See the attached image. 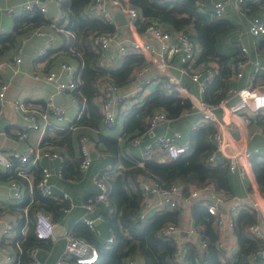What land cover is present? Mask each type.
<instances>
[{
	"label": "trees",
	"instance_id": "obj_1",
	"mask_svg": "<svg viewBox=\"0 0 264 264\" xmlns=\"http://www.w3.org/2000/svg\"><path fill=\"white\" fill-rule=\"evenodd\" d=\"M90 1L61 0L62 9L69 18L65 29L71 33V42L64 47L65 53L74 55L80 62H84V67L80 68L77 75L78 87L72 93L81 103L86 99V108L82 117L76 120L70 129L54 128L48 131L41 144V147L46 149L50 146L56 151L57 147L65 149L66 153L62 152L65 161L61 177L70 181L80 179L84 173L81 169L82 154L76 151L78 142L80 141L81 146V137L84 135L91 138L88 132L78 129L88 127L98 130L100 125L105 126L99 102L103 94L100 89L102 79L109 77L119 88L125 87L136 79V72L149 65L146 57L133 47L128 49L121 65L111 68L98 65L100 54L90 46L91 35L96 31L114 32L116 28L103 19L82 15V9ZM208 1L130 0L131 4L140 8L146 22L155 18L168 30H182L200 43L201 53L195 67L207 65L211 61L218 63L219 72L203 94L205 101L218 104L228 95L230 88L245 86L243 78L236 80L233 77L232 64L234 61L247 60L248 56L238 44L241 25L225 16H217ZM240 9L248 17L264 21V0H246L240 5ZM50 23L39 10L19 15L13 29L0 36V59L18 48L24 37ZM257 38L258 50L264 52V34ZM254 82L255 86L264 85V71L257 73ZM129 99L134 103L121 115L127 117L124 139L130 144L144 132H149L148 119L158 110L165 111L168 117L174 120L179 119L185 112L198 113L190 98L178 89L167 88V79L164 76L150 94L142 98L136 96ZM40 104L41 109L47 110L45 103ZM253 122L264 128V108ZM216 131L217 128L213 124H200L189 133L190 149L186 154L178 158H166L165 161L143 160V164L123 156L118 138L103 133L98 135L96 145L98 144L100 151L110 153L111 162L113 164L121 162L123 168L115 167L108 172L110 190L107 201L97 203L101 224H94L92 228L82 221L73 229L75 234L98 248L99 261L93 264H127L129 259L137 255H142L146 264H264L263 258L254 257L255 253L264 247V241L250 230L252 225L260 222L259 213L251 205H244L239 211L235 231L240 248L231 258L217 248L215 244L217 234L213 225L215 217L203 203L190 202L195 225L202 227V239L207 240L208 245L203 248L190 246L183 260L176 258L174 242L160 233L166 225L180 222L183 208L181 206L164 208L141 218L144 195L137 186L139 176L157 179L164 188L173 183H181L188 200L192 184L204 187L209 182L214 183L215 190L225 196H235L228 163L224 161L214 165L209 161V157L216 150L214 139ZM101 144H104V147H101ZM252 168L259 190L264 194V155L258 153L252 158ZM105 171L106 169L98 173ZM42 174L43 167L40 163L28 170L26 175L30 177L33 187L31 195L30 182L27 178L21 177L15 170L4 172L0 169V178L17 180L25 188V198L14 206L19 213L17 222L19 237L5 243L15 250L18 264H31L33 249H37L38 257L40 250L44 252L54 250L51 240L36 236L33 220L37 210L52 213L55 222L79 204L75 201L74 206L65 211L64 208L70 204L68 201L42 196L38 189ZM82 208L85 213L86 209ZM27 219L31 222L23 235L22 230ZM111 236L113 242L108 243L107 239ZM69 264L78 263L72 258Z\"/></svg>",
	"mask_w": 264,
	"mask_h": 264
},
{
	"label": "built area",
	"instance_id": "obj_2",
	"mask_svg": "<svg viewBox=\"0 0 264 264\" xmlns=\"http://www.w3.org/2000/svg\"><path fill=\"white\" fill-rule=\"evenodd\" d=\"M61 3V0H51ZM246 0H237L238 6H240ZM212 5L215 10V14L221 17L225 12V3L221 0L213 1ZM21 9L24 12L41 11L46 12L47 7L42 0H25L21 4ZM121 11L127 16L126 26L132 32V37H129V41H126V37L121 38V42L117 47L116 53L111 54L109 52L112 44L116 41L120 35L118 20L115 16V11ZM4 11V8L0 7V13ZM16 11L14 6L6 8V12L11 14ZM82 15L86 17H94L97 19H103L110 25H114L117 29L115 32L96 31L91 35V44L93 48L100 54L98 65L101 67H111L109 63L116 57L119 60H123L128 47L131 46L136 50H139L148 60H153L156 63L161 64L166 73L165 77H168L167 88L178 89L185 96L188 93L182 86V80L180 76L171 75L168 73V63L172 62L176 57L180 58L183 68L182 73L189 74L192 81L195 82L201 93H204L209 86L214 82L219 69L217 65L212 62H208L207 65H203L200 68H195L201 48H199L197 42L187 33L182 30H168L165 25L159 20L152 18L146 22V18L143 16L140 8L131 4L130 0H91L88 5L82 9ZM65 18V19H64ZM63 22L61 23V20ZM67 18L61 12L52 20L53 31H46L44 29H38L35 31L38 35H47L48 44L52 45L56 39V32L66 31L65 25ZM250 32L253 36L259 37L264 34V21L260 18H255L250 26ZM146 35L153 38L157 44L152 43L146 39ZM241 39V38H240ZM238 40V44L241 50L248 54L247 46ZM48 55V50L43 48L40 52V56L45 57ZM17 62L22 61V57H16ZM247 60L234 61L233 68L235 70V77L240 78L243 76V68L247 64ZM4 65V61H0V68ZM84 67V62L80 63V68ZM151 66L143 68L140 73L148 71ZM59 69L65 73L66 77L63 78L62 74L57 71H50L44 78L48 81H55L57 84V90L63 94L71 97L73 102L79 101L72 93L78 87L77 75L74 67L67 63L61 62ZM163 69V68H162ZM151 83V80L140 81L138 86L130 93H120V88L112 82V79L105 77L102 79L100 89L102 91L100 108L103 115V120L107 128H112L116 125L121 111L125 107V100L130 97L145 95L146 89ZM9 84L6 82H0V118L5 113V99ZM235 96V99H233ZM199 108L202 117L195 124L197 127L200 124L208 123L217 127L216 134L214 136L216 142V150L209 157L210 163L216 165L220 161H226L229 165L230 173H239L244 178L250 177L253 172L252 158L262 153V146H256L250 148L249 140L256 138L259 135L264 136V128L254 124L256 115L264 108V90L254 85V76H252L250 83L239 89H231L228 95L223 98L218 104H211L210 102L203 100H197L194 102ZM14 104L19 108L24 120L26 121L24 129L20 132L22 137L28 135V131L43 130L42 124L39 122L37 114L38 111L30 103H26L20 99L14 100ZM48 111L51 115L55 116L59 120L64 119L66 115V108L62 105L54 102V97L51 96L47 103ZM40 108V106H39ZM86 108V99L81 103L76 120H79ZM217 108L223 111L222 117L217 115ZM169 119L167 113L163 110L154 112L148 119L149 130H154L159 124ZM240 134L239 138L235 135ZM182 134L175 135L170 134H158L154 140L146 145V152L144 158L154 159L155 154H164L166 158H178L186 154L190 149L189 143H180L177 138H181ZM136 143H139V138L135 139ZM94 141L87 135L81 137V154L82 162L81 169L87 170L92 163V150L94 147ZM264 147V144H263ZM46 157L48 159H60L64 160V156L53 148L32 147L24 153L16 152L10 156L7 152L0 150V168L10 171L15 170L21 177L27 178L30 182V192L33 194V187L30 177L27 176V172L33 166L40 163V160ZM157 160H159L157 158ZM18 161V164H16ZM143 164V160L139 162ZM106 170L105 173H98L94 176V183L98 187V191L89 196L84 204V207L88 212H94L98 202L107 201L108 192L110 190V184L108 180V172L113 169ZM122 168V167H116ZM59 173H62V167L59 169ZM52 171L48 167H43V174L38 182L39 192L44 197H54L58 199H71L68 193H64L62 197H57L53 190L51 183ZM137 186L141 189L144 195L143 206L144 210L141 211V218H145L148 211L160 210L164 208H176L180 207L181 203L177 197L184 189L183 184L173 183L169 187L164 188L159 180L154 178H140L137 181ZM12 193L10 199L12 201H22L25 198L23 185L17 180H11ZM215 188L214 183L209 182L204 187L192 184L190 187V197L198 198L202 194H207ZM152 194H158L160 199L156 203H151L148 198ZM227 196L218 193L215 195V201H210L207 205L208 211L215 217V222L219 227V232L223 233L227 229L235 231L236 221L238 217L239 208L248 203H238L229 206L226 210L221 209L219 206L225 203ZM258 213L264 215V195L263 199L255 201L252 206ZM31 222L30 219L26 220L23 227L22 234L26 233V227ZM86 222L90 227L95 224V219L91 217H85ZM33 223L35 224L36 236L40 239H47L55 241L57 236L55 234V222L51 215L46 211L39 209L35 212ZM14 225L8 223L6 225V232L12 230ZM250 230L261 237L263 231L261 227L254 224L250 227ZM195 234H201L199 228L193 229ZM161 235L172 240L176 246V258L183 260L189 251L188 245L180 240L181 227L177 223H170L161 229ZM67 243L62 255L58 257L54 264H69L70 259H75L78 264H93L99 261L98 248L90 244L84 238L78 236L73 231H68L65 234ZM108 243L113 242V236L107 239ZM19 246V243H17ZM202 247H206L208 242L202 239ZM216 246L219 250L224 251L225 243L221 238L216 242ZM3 252L5 259L1 264H18L15 250L11 246H4ZM33 261L31 264H43L37 254V249H33L31 252ZM255 258L264 259V247L260 249L254 255ZM127 264H134V258L129 259Z\"/></svg>",
	"mask_w": 264,
	"mask_h": 264
},
{
	"label": "crops",
	"instance_id": "obj_3",
	"mask_svg": "<svg viewBox=\"0 0 264 264\" xmlns=\"http://www.w3.org/2000/svg\"><path fill=\"white\" fill-rule=\"evenodd\" d=\"M24 1L25 0H0V7L4 8V11L0 13V36L2 34L9 33L15 25L16 18L19 15L26 13L21 9V4ZM213 1H218V0H209L208 3L212 5ZM221 1L225 3V12L222 16L232 19V21L236 22L238 25L239 24L241 25L239 36L241 38V41L248 48V54H246L248 56V62L243 68V76L240 78H236L235 70L233 68L234 70L233 77L236 80L243 78L245 81V86H247L250 83L252 76H254V81H255L257 73L259 71H264V52H260L258 50V43H257L258 38L253 36L252 33L250 32L251 23L255 18H250L246 14H244V12L241 11L240 6H238L237 0H221ZM42 2L47 7V10L46 12H44V14L50 20L51 23L48 26L44 25L43 27L38 29H44L48 32L53 31L52 20L61 12L67 18V23L69 22V18L65 14L66 12L63 11L61 3L51 0H42ZM9 6H14L16 8V11L11 14L7 13L6 8ZM117 11H115L114 13L116 14ZM123 15L127 20V16L125 14ZM64 19L61 20V23L63 22ZM120 27L121 28L119 29V31L121 36H118L116 41L112 44V47L109 50L111 54L116 53L117 47L121 42V38L126 37V41H129V37H132L133 31H131L129 27H127L126 25L124 27L122 26ZM35 31H33V33H31L30 35L24 37L21 40V43L18 48H16L14 51L10 52L9 54H7L6 56L0 59V61L1 60L4 61L3 67L0 68V82H6L9 84V88L5 99V113L0 118V120H5V122H3L0 125V150L7 152L10 156H12L16 152L24 153L32 147L35 148L39 146L41 147V144L44 138L46 137V135L48 134V131H51L54 128L59 130H67L68 128L70 129L76 121V117L80 108V101L73 102L71 100V97L67 95H63L57 90V84L55 81H48L45 80L44 78V76L50 71H57L62 74L63 78H65L66 77L65 73L59 69V64L64 61L71 64L74 67L76 73L80 72L81 62L79 61V59L75 58L74 55L65 53L66 50L64 47L69 45V43L71 42L70 31L66 29V31L56 32V39L53 41L52 45L48 44L47 35L46 36L38 35L35 33ZM146 39H148L154 44H157V42L149 35H146ZM195 41L197 42L199 48H201L200 43L197 40ZM89 43L90 46H92L91 41ZM130 47L131 46H129L128 49ZM43 48L48 50V55L45 57L40 56V52ZM18 56L22 57L21 62H17L16 57ZM122 61L123 60H119L116 57V59L115 58L112 59L109 65L111 67H116L121 65ZM148 62H149L148 66H151L150 69L142 73L136 72V79L127 86L121 87L119 89L120 93L122 94L130 93L138 86L140 81H146V80H151V83L147 87L145 95L150 94L156 88L161 78H163V76L165 77V73L167 69L165 71L164 67L161 64L156 63L153 60H148ZM211 62L212 63L214 62L213 64L217 65L219 69V65L217 62L215 61H211ZM183 65L184 64H182L180 58L176 57L175 59L172 60V62L168 63L167 65L169 71L168 73H170L171 75H177L181 77L182 86L188 93V96L186 97L190 98L194 107L197 109L198 113L191 114L185 112L179 119L174 120L169 118L167 121L159 124L154 130H149L148 128L149 132L146 131L138 137L140 140L139 143L133 141L130 144L124 139V126L127 117L125 115L124 116L121 115L122 112H124L125 110L128 111L131 108L132 104L134 103L133 100H130L128 98L124 102L125 107L121 111L118 121L114 127L107 128L106 126L103 127L102 125H100V129L98 130H94L88 127H81L78 129L82 132L83 131L88 132L91 136V139L95 143L92 150V153L94 154L92 156V163L90 167L84 171L80 179L70 181L61 177V174L59 173V169L63 166V162L65 161V156L63 161H61L58 158L48 159L46 157H43L40 160V166L48 167L52 171L51 183L55 195L57 197H62L64 193H68L71 196V199H64V198L60 199L63 201H68L70 203L69 206L64 208V210L65 211L67 209L70 210L74 206L75 201L79 203V204L76 203L77 205L72 210H70L66 215L63 214L60 219L55 220V230H56L55 234L57 236V239L55 241L51 240L54 244V250L52 252H44L43 250L39 251V259L43 262V264L55 263L58 257L62 255L65 250L67 243L65 237L66 232L73 231L74 227L77 224L81 223L82 221L84 222L85 217L88 216L94 218L95 224L97 225L101 224L102 222L101 217L97 212L98 211L97 205L94 212H88L87 210H85L84 213V209L82 208L84 207L85 204L84 201L86 198L95 194L98 191L97 190L98 187H96V185L94 184V176L98 174L99 171L104 169L108 170L110 169L109 168L110 166L111 168H115L118 166L123 168V164L121 162H118L117 164H113L110 158L111 154L102 153L100 151L98 144L96 145V142L99 140L98 135L100 133H103L112 138H118L120 141V146L122 148L123 156L135 162H140L141 160H148L147 158H144V154L146 152V145L152 142L155 136L158 134L175 135L181 133L182 137L177 138L178 142L189 143L188 141L189 133L190 131L196 128L195 124L202 117L199 108L196 106L194 102L199 99L203 100L204 93H201L199 91L198 85L192 81L189 74L182 73ZM111 67H107V68H111ZM195 68H200V67H195ZM166 79L168 82L169 80L168 77H166ZM256 87L263 89L264 85L256 86ZM239 88L233 87L230 88V90L239 89ZM51 96L54 97V102L56 104L62 105L66 108V115L64 119L59 120L55 116L51 115L48 109L44 111L43 109L39 108V106H41L40 103H45L47 105ZM16 99H20L26 103H30L35 107V109H37L38 111L37 117L39 122L42 124L44 131L42 129L41 130L31 129L28 131V135L26 137H22L20 135V132L24 129V125L26 121L24 120L22 111L19 108H17L14 104V100ZM233 99H235V96H233ZM100 101L101 98H99V102ZM216 112L221 119L223 111L220 108H217ZM235 137L239 138L240 134H236ZM263 143H264V136L259 135L256 138L249 140L248 144L250 148H254L256 146H262L261 154L264 155ZM101 147H104V144H101ZM49 148H52V146H50ZM64 150H65L64 148L57 147V151L61 154H63L62 152L66 153ZM76 151L78 153L80 152L81 154L80 141L78 142ZM157 158L159 159V161L166 160V156L164 154H155L154 159L157 160ZM220 162H224V161H220ZM0 169L4 172H7L2 168ZM230 174H231L233 188L235 190V196L233 197L228 196L226 202L220 204L219 207L221 209L226 210L229 206L238 203H248V205L253 206V203L255 201L263 199L264 194L259 190L253 172L251 173V176L247 178H244L239 173H230ZM140 178H146V177L139 176L138 179ZM23 191L25 195L24 186H23ZM11 193H12L11 180L6 178L3 179L0 178V264L5 259V255L3 252L4 246H7L5 243H10L12 240H15L19 237V231L17 229L19 213L17 212L14 206L17 205L20 201H16V202L12 201L10 199ZM218 193L222 194V192H218L214 188L212 191L208 192L207 194H202L198 198L190 197V200H188L184 195V189H182V192L180 193V195H178L179 197H177V199H179L181 203L180 206L183 208L182 218L180 222L177 223L181 227L180 240L181 242L187 244L189 249L190 246L196 248L197 247L203 248L201 245L202 227L195 225L194 217L192 213V203L190 202H200L206 205L207 207L210 201L215 200V195H218ZM159 199L160 196L158 194H152L149 196L148 201L151 203H156ZM240 209L241 208H239V211ZM142 210H144L143 205H142ZM155 211H159V210L155 209L148 211L147 216L154 213ZM49 214L51 215V217H53L52 213ZM259 216H260V222L257 225L261 227L264 236V215L259 213ZM98 219L100 220L97 222ZM8 223H12L14 227L9 232H6V225ZM213 225L217 234V239L215 241V244L217 240L221 238V240H223L225 243V249L223 252H225V254L231 258L234 254H236L239 251L240 248L236 231L227 229L223 233H220L219 227L216 224V222ZM196 228L200 229L201 234L198 235L193 232V229ZM134 264H146V261L142 255H137L134 257Z\"/></svg>",
	"mask_w": 264,
	"mask_h": 264
},
{
	"label": "water",
	"instance_id": "obj_4",
	"mask_svg": "<svg viewBox=\"0 0 264 264\" xmlns=\"http://www.w3.org/2000/svg\"><path fill=\"white\" fill-rule=\"evenodd\" d=\"M116 18L118 19V22H119V25L124 27L126 24H127V20L126 18L124 17L123 13L121 11H117L116 14H115ZM5 122V120H0V125ZM94 154L92 153V156ZM215 201V200H214ZM100 219L97 220V222L99 221ZM56 232V230H55Z\"/></svg>",
	"mask_w": 264,
	"mask_h": 264
},
{
	"label": "rangeland",
	"instance_id": "obj_5",
	"mask_svg": "<svg viewBox=\"0 0 264 264\" xmlns=\"http://www.w3.org/2000/svg\"><path fill=\"white\" fill-rule=\"evenodd\" d=\"M264 89V88H263Z\"/></svg>",
	"mask_w": 264,
	"mask_h": 264
}]
</instances>
